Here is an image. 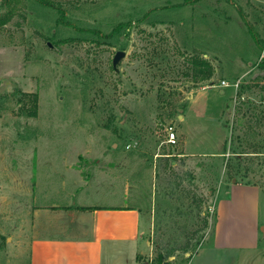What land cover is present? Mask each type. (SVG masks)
Wrapping results in <instances>:
<instances>
[{
  "label": "rangeland",
  "instance_id": "1",
  "mask_svg": "<svg viewBox=\"0 0 264 264\" xmlns=\"http://www.w3.org/2000/svg\"><path fill=\"white\" fill-rule=\"evenodd\" d=\"M52 1L63 14L13 0L0 27V264L16 226L6 219L26 216L49 170L57 188L68 171L140 209V264L159 253L188 264L214 234L221 186L257 184L260 239L238 264H264V0ZM199 55L215 68L201 82ZM225 154L238 155L237 178Z\"/></svg>",
  "mask_w": 264,
  "mask_h": 264
},
{
  "label": "crops",
  "instance_id": "2",
  "mask_svg": "<svg viewBox=\"0 0 264 264\" xmlns=\"http://www.w3.org/2000/svg\"><path fill=\"white\" fill-rule=\"evenodd\" d=\"M46 173L33 182L26 216L6 219L16 226L4 235L12 240L1 264H140L148 247L139 208L122 204L118 191L68 171L57 188L56 171ZM224 188L215 202L214 234L188 264L244 263L242 254L258 246L262 189L241 181ZM58 194L68 200L53 199Z\"/></svg>",
  "mask_w": 264,
  "mask_h": 264
},
{
  "label": "trees",
  "instance_id": "3",
  "mask_svg": "<svg viewBox=\"0 0 264 264\" xmlns=\"http://www.w3.org/2000/svg\"><path fill=\"white\" fill-rule=\"evenodd\" d=\"M194 1H198V0H194ZM39 2L41 4H43L44 6L52 7V8L57 9L60 14L64 13L61 3H56V2H54L52 0H39ZM1 4L3 6H5V5L10 6V8L7 11H5V12L0 14V27L6 25L10 21L12 16L14 15L13 0H1ZM63 18H64L63 15L62 16L60 15L58 17V21L61 22V20H63ZM130 25L131 24H129V26ZM126 26H128V23H125V22L119 23L118 25H116L113 28L112 33H114V34L119 33V31L123 27H126ZM125 34H129V30L126 31ZM190 60L192 61L191 62L192 63L191 68L193 70V74H194L195 79H196L197 82L209 80V79H211L213 77V75L215 73V68L210 63L209 60H207L206 58H204V57H202L200 55L197 56V57H192ZM263 65H264V63H263ZM37 100H38V98H37V95L35 94L34 98H33L32 108L26 110L28 115H31V116H36L37 115V106H38ZM224 148L226 149V146ZM224 153H226V150L224 151ZM232 156H234V157H231V155H226L225 154V157H226L225 165H226V168H227V170L229 172H231V171L234 172L232 178H237V176L239 174V168L236 167V164H235L233 159L238 158V155L234 154ZM187 251L188 250L186 249L185 252H187ZM193 255H194L193 252H191L189 254V256H188V260L191 259L193 257ZM168 256H170V254H168ZM147 264H166L165 263V257L163 256L162 253H159L157 255V257L155 259H153V261L151 263L148 262Z\"/></svg>",
  "mask_w": 264,
  "mask_h": 264
},
{
  "label": "built area",
  "instance_id": "4",
  "mask_svg": "<svg viewBox=\"0 0 264 264\" xmlns=\"http://www.w3.org/2000/svg\"><path fill=\"white\" fill-rule=\"evenodd\" d=\"M166 131H167V136H168V141L171 142V143H176L177 142V132L176 130L174 129L173 126H168L166 128Z\"/></svg>",
  "mask_w": 264,
  "mask_h": 264
},
{
  "label": "water",
  "instance_id": "5",
  "mask_svg": "<svg viewBox=\"0 0 264 264\" xmlns=\"http://www.w3.org/2000/svg\"><path fill=\"white\" fill-rule=\"evenodd\" d=\"M125 54H126V52L123 50L117 51L114 58H113L114 65H116L120 61V59L125 56Z\"/></svg>",
  "mask_w": 264,
  "mask_h": 264
}]
</instances>
